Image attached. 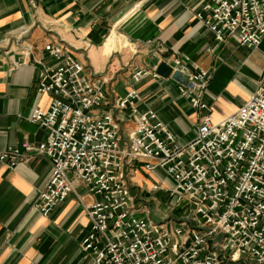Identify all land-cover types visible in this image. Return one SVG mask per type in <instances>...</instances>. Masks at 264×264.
<instances>
[{
	"label": "built area",
	"instance_id": "obj_1",
	"mask_svg": "<svg viewBox=\"0 0 264 264\" xmlns=\"http://www.w3.org/2000/svg\"><path fill=\"white\" fill-rule=\"evenodd\" d=\"M197 19L218 42L229 37L257 49L264 40V0H212ZM45 51L54 63L43 66L37 91L53 101L47 112L34 110L30 122L46 131V140L38 146L25 140L0 153L10 168L29 154L51 160L50 181L34 209L50 216L71 194L73 182L98 196L85 206L90 226L80 244L92 264H264V70L252 96L215 124L204 100L210 74L176 60L184 81H177L180 97L205 112L196 135L182 142L147 111L125 138L122 123L137 113V91L112 103L107 82L87 75L62 46L48 44ZM146 76L138 70L134 80ZM141 166L173 182L149 191L174 200L162 212L163 222L151 217L147 195L132 193V176Z\"/></svg>",
	"mask_w": 264,
	"mask_h": 264
},
{
	"label": "crops",
	"instance_id": "obj_2",
	"mask_svg": "<svg viewBox=\"0 0 264 264\" xmlns=\"http://www.w3.org/2000/svg\"><path fill=\"white\" fill-rule=\"evenodd\" d=\"M211 2L0 0V153L25 140L33 146L46 140V131L30 118L36 109L49 111L53 101L51 94L37 91L43 66L54 63L45 51L48 44L62 46L87 75L105 80L112 103L137 91V113L122 123L125 138L147 111L182 142L196 135L205 112L180 97L173 77L176 60L210 74L204 100L213 123L236 113L264 70V40L257 49L229 37L218 42L197 19ZM138 70L149 76L135 82ZM51 175V160L43 155H26L13 168L0 162V264H92L80 244L90 226L85 206L99 197L73 182L68 198L45 217L33 205ZM154 184L173 186L161 172L141 166L133 173L132 193L148 194Z\"/></svg>",
	"mask_w": 264,
	"mask_h": 264
},
{
	"label": "rangeland",
	"instance_id": "obj_3",
	"mask_svg": "<svg viewBox=\"0 0 264 264\" xmlns=\"http://www.w3.org/2000/svg\"><path fill=\"white\" fill-rule=\"evenodd\" d=\"M146 191H149L148 187L146 188ZM145 195H147V198L144 202H146L151 208V217L158 223L163 222V213L166 210H169L168 208L169 206H172L174 200H172L168 193L161 191L149 192V194L146 193ZM144 202H139L138 206L143 205ZM171 216L175 218L176 214L173 213Z\"/></svg>",
	"mask_w": 264,
	"mask_h": 264
},
{
	"label": "water",
	"instance_id": "obj_4",
	"mask_svg": "<svg viewBox=\"0 0 264 264\" xmlns=\"http://www.w3.org/2000/svg\"><path fill=\"white\" fill-rule=\"evenodd\" d=\"M173 77L176 81L184 83V81L182 80V76L179 72H175Z\"/></svg>",
	"mask_w": 264,
	"mask_h": 264
}]
</instances>
